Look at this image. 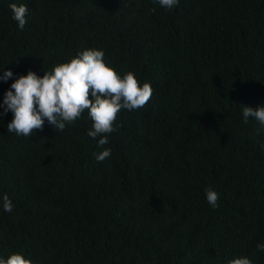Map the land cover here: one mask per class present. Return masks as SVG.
<instances>
[{
  "label": "trees",
  "instance_id": "obj_1",
  "mask_svg": "<svg viewBox=\"0 0 264 264\" xmlns=\"http://www.w3.org/2000/svg\"><path fill=\"white\" fill-rule=\"evenodd\" d=\"M11 3L28 7L17 27ZM101 49L153 89L108 134L87 110L64 131H7L3 99L29 70ZM0 258L34 264H264V0H0ZM219 194L209 205L205 189ZM7 194L13 211L6 212Z\"/></svg>",
  "mask_w": 264,
  "mask_h": 264
},
{
  "label": "clouds",
  "instance_id": "obj_2",
  "mask_svg": "<svg viewBox=\"0 0 264 264\" xmlns=\"http://www.w3.org/2000/svg\"><path fill=\"white\" fill-rule=\"evenodd\" d=\"M161 7L171 10L179 0H155ZM10 9L17 27L23 30L27 23L26 4L11 3ZM13 76L8 69L0 75L7 81ZM153 94L149 82L141 86L131 71L121 76L105 61L101 49L85 48L69 61L57 64L53 70L45 71L43 76L29 70L26 75L15 79L5 92L3 111H11L12 120L7 131L17 136L31 137L36 130H42L45 119L56 131H64L66 125L74 123L87 110L92 121L88 135L99 137L97 146L103 148L95 153L97 162H103L111 156L108 134L115 131L114 125L122 109L136 110L144 107ZM243 117L247 121L254 118L264 127V106L253 109L243 108ZM210 206L218 208L219 194L212 188L205 189ZM2 206L6 212L13 211V202L7 194L2 197ZM264 251V243L257 244ZM0 264H34L19 252L11 253L6 259L0 258ZM227 264H253L248 256H237L227 260Z\"/></svg>",
  "mask_w": 264,
  "mask_h": 264
}]
</instances>
